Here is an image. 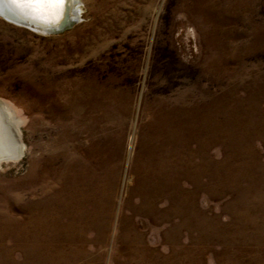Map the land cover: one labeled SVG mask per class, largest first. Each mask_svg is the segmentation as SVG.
Here are the masks:
<instances>
[{"label":"rangeland","instance_id":"1","mask_svg":"<svg viewBox=\"0 0 264 264\" xmlns=\"http://www.w3.org/2000/svg\"><path fill=\"white\" fill-rule=\"evenodd\" d=\"M79 5L0 16V264H264V0Z\"/></svg>","mask_w":264,"mask_h":264},{"label":"bare ground","instance_id":"2","mask_svg":"<svg viewBox=\"0 0 264 264\" xmlns=\"http://www.w3.org/2000/svg\"><path fill=\"white\" fill-rule=\"evenodd\" d=\"M73 1V7L69 6L66 10L67 16L78 18L80 17L81 12L79 0ZM63 10H65L64 4L62 8L58 10V13L53 16V18L62 19ZM0 13L3 14V16L0 14L1 17L10 22L15 23L11 19H24L27 21V28L29 27L30 29L41 33H46L45 31H48V28L41 23V19L34 18L28 11L21 10L14 3H12V0H0ZM21 151L18 135L12 126L6 109H4V103L0 100V162L18 159L21 155Z\"/></svg>","mask_w":264,"mask_h":264},{"label":"snow or ice","instance_id":"3","mask_svg":"<svg viewBox=\"0 0 264 264\" xmlns=\"http://www.w3.org/2000/svg\"><path fill=\"white\" fill-rule=\"evenodd\" d=\"M12 3L34 18L45 20L52 18L63 6V0H12Z\"/></svg>","mask_w":264,"mask_h":264},{"label":"water","instance_id":"4","mask_svg":"<svg viewBox=\"0 0 264 264\" xmlns=\"http://www.w3.org/2000/svg\"><path fill=\"white\" fill-rule=\"evenodd\" d=\"M64 7L65 10H63V18L59 19V18H50V19H41V23L44 24V26H46V28H48V31H45L46 33H56V32H60L64 29H66L68 26H70L77 18H73L70 16H67V8L70 6L73 7L74 1L73 0H64ZM72 13V11H71ZM1 14V13H0ZM1 16H3V14H1ZM12 21H14L16 24H21V25H25L26 27L28 26L27 21H25L24 19H11ZM29 28V27H28Z\"/></svg>","mask_w":264,"mask_h":264}]
</instances>
